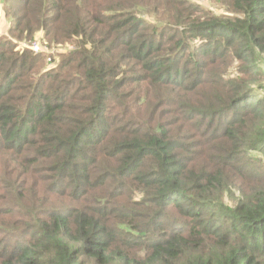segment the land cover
Segmentation results:
<instances>
[{
	"label": "trees",
	"instance_id": "obj_1",
	"mask_svg": "<svg viewBox=\"0 0 264 264\" xmlns=\"http://www.w3.org/2000/svg\"><path fill=\"white\" fill-rule=\"evenodd\" d=\"M215 2L0 0V264H264V0Z\"/></svg>",
	"mask_w": 264,
	"mask_h": 264
},
{
	"label": "rangeland",
	"instance_id": "obj_2",
	"mask_svg": "<svg viewBox=\"0 0 264 264\" xmlns=\"http://www.w3.org/2000/svg\"><path fill=\"white\" fill-rule=\"evenodd\" d=\"M194 3L202 6L203 8L205 9H210L212 11L215 12L216 15H220V14H223L224 11H223V8L218 5L215 0H192ZM143 15V14H142ZM8 27V23L2 19L1 21V25H0V28L2 31H5V29ZM40 38L38 37V35H36V37L34 38L33 41H39ZM32 41V42H33ZM18 46V45H17ZM72 47V44L70 45H66V46H62V48H58L56 50H53V51H48L47 53L49 54H52L54 57H55V62L57 63L58 60H59V56L61 54H64L66 53L67 51H69ZM58 55V56H57ZM203 254V253H202Z\"/></svg>",
	"mask_w": 264,
	"mask_h": 264
},
{
	"label": "built area",
	"instance_id": "obj_3",
	"mask_svg": "<svg viewBox=\"0 0 264 264\" xmlns=\"http://www.w3.org/2000/svg\"><path fill=\"white\" fill-rule=\"evenodd\" d=\"M1 21H2V18H1V11H0V25H1ZM2 36H6V31H2L0 28V37H2ZM18 48L21 50L25 49V48H29L35 52H44V53H47L49 51L44 44H41L37 41L31 42V44H27V43H23V42L18 43Z\"/></svg>",
	"mask_w": 264,
	"mask_h": 264
},
{
	"label": "crops",
	"instance_id": "obj_4",
	"mask_svg": "<svg viewBox=\"0 0 264 264\" xmlns=\"http://www.w3.org/2000/svg\"><path fill=\"white\" fill-rule=\"evenodd\" d=\"M5 31H7V28L5 29Z\"/></svg>",
	"mask_w": 264,
	"mask_h": 264
}]
</instances>
